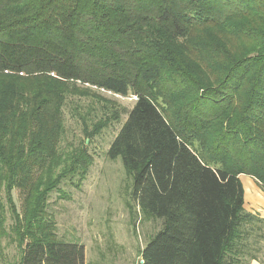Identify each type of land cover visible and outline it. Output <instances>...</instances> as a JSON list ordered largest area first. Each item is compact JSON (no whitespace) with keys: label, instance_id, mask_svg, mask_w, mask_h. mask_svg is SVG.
Segmentation results:
<instances>
[{"label":"trees","instance_id":"1","mask_svg":"<svg viewBox=\"0 0 264 264\" xmlns=\"http://www.w3.org/2000/svg\"><path fill=\"white\" fill-rule=\"evenodd\" d=\"M73 84L134 101L107 157L132 217L161 221L137 264L257 262L241 178L264 193V0H0V264L6 239L12 264H86L47 212L92 165L81 148L51 177Z\"/></svg>","mask_w":264,"mask_h":264},{"label":"rangeland","instance_id":"2","mask_svg":"<svg viewBox=\"0 0 264 264\" xmlns=\"http://www.w3.org/2000/svg\"><path fill=\"white\" fill-rule=\"evenodd\" d=\"M72 89L77 93L69 95L62 108L61 156L53 164L51 177L65 168L66 157L81 148L91 156L92 165L80 183L77 176H67L60 182L48 197L47 212L62 242L84 247L86 264H137L139 252L161 228V221L141 217L138 209L135 219L132 217L131 208L135 206L131 200V180L119 159L107 157L134 101L79 84H73ZM241 182L245 211L264 217V193L249 177L243 176ZM14 197L19 207L16 190ZM7 218L9 227L8 213ZM1 244L6 261L15 263V244L7 239ZM260 246L257 262L251 264H264V243Z\"/></svg>","mask_w":264,"mask_h":264}]
</instances>
